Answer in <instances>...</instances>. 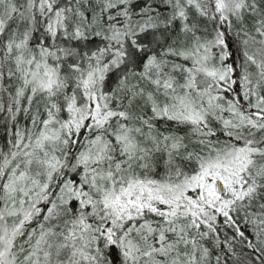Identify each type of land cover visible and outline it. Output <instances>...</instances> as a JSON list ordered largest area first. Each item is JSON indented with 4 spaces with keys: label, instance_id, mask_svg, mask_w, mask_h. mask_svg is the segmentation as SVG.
Segmentation results:
<instances>
[{
    "label": "snow or ice",
    "instance_id": "6c2138e0",
    "mask_svg": "<svg viewBox=\"0 0 264 264\" xmlns=\"http://www.w3.org/2000/svg\"><path fill=\"white\" fill-rule=\"evenodd\" d=\"M0 264H264V0H0Z\"/></svg>",
    "mask_w": 264,
    "mask_h": 264
}]
</instances>
